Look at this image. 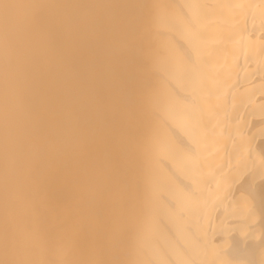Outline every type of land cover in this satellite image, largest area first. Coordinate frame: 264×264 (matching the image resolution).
Here are the masks:
<instances>
[{
  "label": "bare ground",
  "instance_id": "1",
  "mask_svg": "<svg viewBox=\"0 0 264 264\" xmlns=\"http://www.w3.org/2000/svg\"><path fill=\"white\" fill-rule=\"evenodd\" d=\"M0 264H264V0H0Z\"/></svg>",
  "mask_w": 264,
  "mask_h": 264
}]
</instances>
